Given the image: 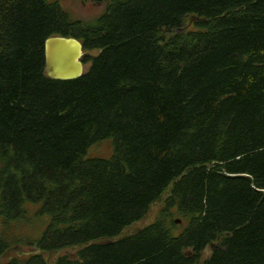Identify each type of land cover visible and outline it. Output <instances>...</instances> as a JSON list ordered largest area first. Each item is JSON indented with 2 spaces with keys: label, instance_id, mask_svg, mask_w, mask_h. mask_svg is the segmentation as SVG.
Wrapping results in <instances>:
<instances>
[{
  "label": "trees",
  "instance_id": "1",
  "mask_svg": "<svg viewBox=\"0 0 264 264\" xmlns=\"http://www.w3.org/2000/svg\"><path fill=\"white\" fill-rule=\"evenodd\" d=\"M107 1L0 0V257L40 251L3 264H264V0ZM52 36L79 79L47 75ZM28 206L46 229L11 239Z\"/></svg>",
  "mask_w": 264,
  "mask_h": 264
},
{
  "label": "rangeland",
  "instance_id": "2",
  "mask_svg": "<svg viewBox=\"0 0 264 264\" xmlns=\"http://www.w3.org/2000/svg\"><path fill=\"white\" fill-rule=\"evenodd\" d=\"M53 2H58L62 8L69 13L72 19L74 20H81L86 23H92L96 21L101 15L104 14L106 8L108 6L107 0H102L100 2L95 0H50ZM192 20H188L186 26L184 27L185 30L193 29ZM96 54V52H93ZM113 154V146L110 140L103 141L94 145L88 152V157L95 158H110ZM29 208V215L22 221L20 224H15L12 227V230L8 231L11 239L13 237H30L32 239H37L42 236L44 230L47 227L49 219L47 216H38L36 215L37 206H28ZM160 205L155 204L152 207V211L149 213L146 219L137 223L136 225L129 228L126 232L131 233L135 230H138L141 227L147 226L152 223L156 217V212L159 210ZM179 225L181 223H178ZM10 239V240H11ZM71 255H74L75 251L68 250ZM36 253L35 248L28 244H23L21 246L13 244L11 246L10 251L8 254L4 255L0 259V264L7 262L10 257L13 256H30L33 253ZM64 251L57 252L56 254H45L44 257L48 260H54L58 256L65 254ZM211 253V248L208 247L205 250V257Z\"/></svg>",
  "mask_w": 264,
  "mask_h": 264
},
{
  "label": "water",
  "instance_id": "3",
  "mask_svg": "<svg viewBox=\"0 0 264 264\" xmlns=\"http://www.w3.org/2000/svg\"><path fill=\"white\" fill-rule=\"evenodd\" d=\"M83 56V44L77 38L52 36L45 41V71L54 80L70 81L79 79L86 71L82 60ZM177 223H180V221H177ZM214 247L215 245L212 246V248ZM36 253H40V251Z\"/></svg>",
  "mask_w": 264,
  "mask_h": 264
}]
</instances>
